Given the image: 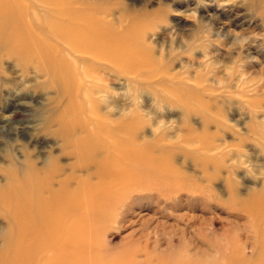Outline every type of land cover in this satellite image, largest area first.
<instances>
[{"label": "rangeland", "instance_id": "1", "mask_svg": "<svg viewBox=\"0 0 264 264\" xmlns=\"http://www.w3.org/2000/svg\"><path fill=\"white\" fill-rule=\"evenodd\" d=\"M75 1L115 36L132 32L136 49L113 65L59 45L83 117L138 124L180 174L163 199L130 193L101 248L129 254L124 264H264V0ZM25 5V23L45 14ZM42 64L0 49V194L62 149L55 118L68 98ZM13 228L0 201V254Z\"/></svg>", "mask_w": 264, "mask_h": 264}, {"label": "bare ground", "instance_id": "2", "mask_svg": "<svg viewBox=\"0 0 264 264\" xmlns=\"http://www.w3.org/2000/svg\"><path fill=\"white\" fill-rule=\"evenodd\" d=\"M37 1L46 11L30 25L24 21L26 0H0V49L23 57L39 56L53 81L62 84L68 103L65 113L55 118L62 149L46 166L29 164L16 184L0 194L14 227L0 264L127 263L129 254H109L101 248L100 237L116 223V216L122 218L127 211L130 193L155 189L163 199L164 193L174 190L162 186L176 183L180 174L159 140L140 141L138 124L83 117L86 110L75 100L72 72L59 45L69 53L94 54L113 65L123 64L136 50L129 41L134 34L115 36L100 25L96 10L81 8L75 0ZM54 15L59 20L50 19ZM60 156L73 162L62 166Z\"/></svg>", "mask_w": 264, "mask_h": 264}]
</instances>
